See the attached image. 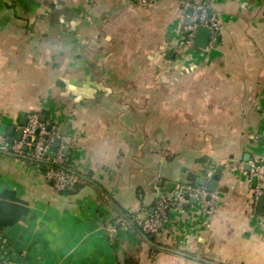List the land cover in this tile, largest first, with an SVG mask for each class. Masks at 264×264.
<instances>
[{
    "label": "crops",
    "instance_id": "1",
    "mask_svg": "<svg viewBox=\"0 0 264 264\" xmlns=\"http://www.w3.org/2000/svg\"><path fill=\"white\" fill-rule=\"evenodd\" d=\"M13 1L0 10V134L17 138L31 112L67 123L79 190L0 153V200L28 208L0 234V264H264L244 160L264 158V0H212L222 30L205 50L181 30V2L197 0ZM191 172L217 178L215 213L189 204L150 236L119 221Z\"/></svg>",
    "mask_w": 264,
    "mask_h": 264
},
{
    "label": "built area",
    "instance_id": "2",
    "mask_svg": "<svg viewBox=\"0 0 264 264\" xmlns=\"http://www.w3.org/2000/svg\"><path fill=\"white\" fill-rule=\"evenodd\" d=\"M156 0H136L140 5H151ZM182 17V35L184 44L189 49H196V36L198 30L206 27L210 30L211 46L221 35L222 22L216 12H210L205 5L197 2L182 1L179 9ZM208 46V48H209ZM207 48V49H208ZM22 131L21 139L10 138L0 134V149L10 152L19 157L31 159L39 168L46 166L44 177L51 181L55 191L61 193L71 188L75 182V175L66 168L67 155L64 152L67 137L62 138L59 148L54 147V141L59 137V126L47 119L41 120L40 113L28 115L26 125H19ZM56 127V128H55ZM170 156L171 153L165 152ZM257 181L252 188L258 198L264 194V158H256L250 162V180ZM199 203L201 210L206 214H213L217 210L215 192H210L205 186L188 181L177 183L169 194L159 197L152 212L146 211L145 215L136 214L130 218L120 219L125 227L137 226L144 234L157 235L164 228L170 214L175 209H184L192 200Z\"/></svg>",
    "mask_w": 264,
    "mask_h": 264
},
{
    "label": "water",
    "instance_id": "3",
    "mask_svg": "<svg viewBox=\"0 0 264 264\" xmlns=\"http://www.w3.org/2000/svg\"><path fill=\"white\" fill-rule=\"evenodd\" d=\"M210 36H211V32L209 29H207L206 27H202L198 30L197 36H196V46L199 49H207L209 46V42H210ZM41 120L44 122L47 120V116L45 114H41ZM28 121V116H23L20 125H26ZM56 125L59 126V122H55ZM56 128V127H55ZM68 124H61V126L59 127V137L56 138V140L54 141V147L59 148L62 144V138L67 137L69 129H68ZM16 130V127L13 126L10 129V135H13L14 132ZM22 136V131L19 130L18 135H17V139H21ZM70 148L69 147H65L64 148V152L66 155H68ZM245 162H246V170H250V160H251V155H247L245 157ZM187 181L191 184L196 183L198 185L201 186H205L207 188V190H209L210 192H215L217 187H218V180L216 177L211 178V179H207L205 177H197V175L195 173H188L187 175ZM254 183L256 185L257 181L256 179L254 180ZM192 203H196V200L193 199ZM264 210V194L260 195L257 198V203H256V213L258 215H262Z\"/></svg>",
    "mask_w": 264,
    "mask_h": 264
},
{
    "label": "trees",
    "instance_id": "4",
    "mask_svg": "<svg viewBox=\"0 0 264 264\" xmlns=\"http://www.w3.org/2000/svg\"><path fill=\"white\" fill-rule=\"evenodd\" d=\"M196 2L200 3L202 5H205L211 13L214 12L210 6L212 0H197ZM2 7L15 8L16 3H14L13 0H0V10L2 9ZM31 113H35V112H31ZM31 113H29V114H31ZM40 114H45L47 116V118L51 119L50 121L52 122V124L55 123L54 119L50 118V115H49V113H47V111H43ZM4 135H6L10 138H14V136H11L9 134V131H5ZM0 153H6V152H3L0 149ZM8 153H10V152H8ZM10 154H13V153H10ZM28 160L35 164V162L32 161L31 159H28ZM45 167L46 166H42L43 171L46 170ZM66 168L73 175H78V173L76 171H74V169L71 166V160H69V156H67ZM78 184H79L78 181L74 182V185L71 188H68L65 191H62L61 193L68 192L72 189L76 190V191L79 190ZM5 197L6 196H4L3 198H5ZM3 198H1V200H0V234L2 233V231L5 227L14 225L16 222H18L23 216H25L28 213V208L25 207L22 203H7V201H5ZM130 216H131L130 214H125L126 218H130ZM135 227H137V226H135ZM137 228L140 229L139 227H137ZM140 231H142V230L140 229ZM145 235H147V234H145ZM148 236H150V235H148Z\"/></svg>",
    "mask_w": 264,
    "mask_h": 264
}]
</instances>
